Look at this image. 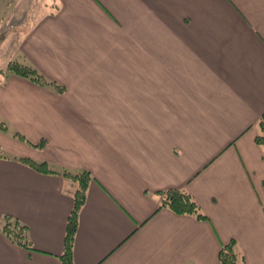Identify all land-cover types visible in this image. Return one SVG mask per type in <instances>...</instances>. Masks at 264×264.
Instances as JSON below:
<instances>
[{"label": "crops", "instance_id": "1", "mask_svg": "<svg viewBox=\"0 0 264 264\" xmlns=\"http://www.w3.org/2000/svg\"><path fill=\"white\" fill-rule=\"evenodd\" d=\"M15 1L0 0V69L24 62L64 91L0 81V225L17 219L33 248L0 231V264H61L73 207L70 179L22 157L91 177L74 264H220L230 239L264 264V0ZM170 188L207 218L157 209Z\"/></svg>", "mask_w": 264, "mask_h": 264}, {"label": "trees", "instance_id": "2", "mask_svg": "<svg viewBox=\"0 0 264 264\" xmlns=\"http://www.w3.org/2000/svg\"><path fill=\"white\" fill-rule=\"evenodd\" d=\"M9 74L27 78L39 86H50L58 93L64 91V86L46 79L35 68L18 60H10L5 64L4 68L0 69V81H3ZM254 127L256 129L254 141L264 151V113L259 116ZM6 130V123L0 120V131ZM14 136L38 149L43 148L45 145L44 140L31 142L19 132H14ZM19 161L37 172L58 173L72 181L73 207L67 217L63 252L59 256V259L61 264H74L72 258V244L77 226V215L84 203L86 188L91 178L89 173L83 171L77 174H70L66 171H55L45 161H35L28 157L19 158ZM159 194L160 200L157 209L167 208L177 215H191L197 220H204L207 218L192 195L186 189L170 188L159 192ZM0 231L18 246L27 250L33 249L27 236L26 226L20 223L17 219L12 218L9 215H4L3 223L0 225ZM217 259L220 264H240L243 262L244 256L239 249L236 240L230 239L219 247Z\"/></svg>", "mask_w": 264, "mask_h": 264}, {"label": "rangeland", "instance_id": "3", "mask_svg": "<svg viewBox=\"0 0 264 264\" xmlns=\"http://www.w3.org/2000/svg\"><path fill=\"white\" fill-rule=\"evenodd\" d=\"M2 1H5V0H2ZM13 1H15V0H13ZM17 1L18 2H21L22 5H24L25 7H29L32 3L36 6V2H38V0H17ZM1 6L2 7L3 6L5 7V5H3V4H1ZM41 6L43 7L44 10H47V9H50L51 8V3L48 0H45V4H41ZM4 66L2 68H4Z\"/></svg>", "mask_w": 264, "mask_h": 264}]
</instances>
